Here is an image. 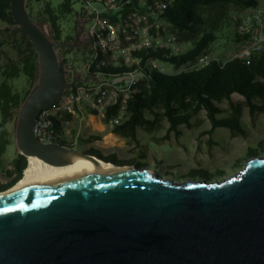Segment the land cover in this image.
Instances as JSON below:
<instances>
[{
	"label": "water",
	"instance_id": "obj_1",
	"mask_svg": "<svg viewBox=\"0 0 264 264\" xmlns=\"http://www.w3.org/2000/svg\"><path fill=\"white\" fill-rule=\"evenodd\" d=\"M9 5L39 66L16 112L14 139L26 166L28 156L54 166L84 157L121 169L89 170L0 198V264H264V153L229 177L180 182L41 142L34 134L38 112L87 76L68 80L54 49L68 44L47 38L25 0Z\"/></svg>",
	"mask_w": 264,
	"mask_h": 264
},
{
	"label": "trees",
	"instance_id": "obj_2",
	"mask_svg": "<svg viewBox=\"0 0 264 264\" xmlns=\"http://www.w3.org/2000/svg\"><path fill=\"white\" fill-rule=\"evenodd\" d=\"M39 1L25 0L28 16L44 31L49 40L68 44L54 48L57 57L64 63L65 70L68 65L76 67L74 61L82 62L85 57L79 46L72 49L76 37L74 31L77 30L74 3L61 0L59 4L52 5L44 0L42 5H38ZM257 2L142 0L138 5L133 4L132 8L137 9L138 14L146 16L150 22L167 25L180 44V49L172 52L168 47L152 42L150 46L132 50V55L139 58L137 68L140 76L127 89L128 96L122 100L120 92L116 101L105 106L101 117L108 130L124 140L127 154L139 149L141 156L146 157L148 144L141 140L140 133L148 134L153 140H156L154 134L162 130H165L164 136L170 132L177 136L180 134V125L190 126L192 120H197L201 112H204L208 122L207 129L202 130V133H207L209 137L216 127H226L234 135H247L242 118L244 107L248 110L250 121H254L259 113L264 112V50L252 54L248 62L236 57L224 61L210 58L204 65L177 73L161 71L148 61L156 59L175 67L197 63L200 55L208 52L209 43L215 38L211 30H201L202 25L209 23L203 9L217 7L222 12L230 4L242 9ZM160 3L164 6L158 5ZM132 8L129 4L111 14L110 19L113 22H122ZM233 38L238 42L239 36L236 33ZM186 42L189 45L182 47L181 44ZM71 51H77L79 56L70 60ZM135 67L136 64L128 67L108 62L101 71L104 75L113 77L125 74ZM38 73V57L31 39L14 22L9 0H0V176L6 178L5 182H0V190L10 187L20 179L26 167V157L19 152L9 168L3 165L1 157L9 142L7 123L13 117L17 118L16 112L35 84ZM21 74L28 84L23 92L15 90L10 83ZM119 84L124 85L123 82ZM232 94L239 95L242 100H234ZM222 102L228 104L229 110L226 113L222 109ZM209 142H212L211 138ZM68 146L74 148L73 145ZM87 152L120 165L133 164L139 167L131 158H118L115 154L104 155L100 150ZM254 154L251 151L247 156Z\"/></svg>",
	"mask_w": 264,
	"mask_h": 264
},
{
	"label": "built area",
	"instance_id": "obj_3",
	"mask_svg": "<svg viewBox=\"0 0 264 264\" xmlns=\"http://www.w3.org/2000/svg\"><path fill=\"white\" fill-rule=\"evenodd\" d=\"M70 1L74 5H80L79 10H74V13L77 29L82 30L83 40L79 46L85 58L80 67L68 65L65 70L66 77L68 80H72L75 75H80L81 78L87 76V78L76 80L72 86L63 91L56 102L42 108L34 124V134L38 140L44 143H60L67 147L76 143L77 137L70 133L71 124L76 117H83L86 113L83 108L84 103L90 107L87 114H95L101 118L105 106L116 101L120 92L122 100L128 96L127 89L140 76L137 68L139 58L132 55V50L150 46L152 42L168 47L162 42L151 40L149 36L152 33L151 28L159 27V22H151L149 27L141 26L140 19L147 17L139 15L137 9L132 6L134 3L138 5L142 0ZM129 4L132 9L122 22H113L110 19L111 14ZM158 5L164 6L163 3ZM233 19L239 40L232 57L245 59L248 62L252 54L264 50V0L240 9ZM209 60L210 57L203 54L197 63L204 65ZM108 62L124 64L128 67L136 64V67L125 74L117 75L118 77H110L101 71ZM148 63L164 71L158 60L150 59ZM121 82L124 85H120Z\"/></svg>",
	"mask_w": 264,
	"mask_h": 264
},
{
	"label": "rangeland",
	"instance_id": "obj_4",
	"mask_svg": "<svg viewBox=\"0 0 264 264\" xmlns=\"http://www.w3.org/2000/svg\"><path fill=\"white\" fill-rule=\"evenodd\" d=\"M52 5H57L61 0H47ZM258 2L260 0H257ZM44 0H40L38 5H42ZM80 5L75 4L74 9L79 10ZM235 5L230 4L228 8H223L222 12L217 7H206L203 13L208 18L209 23L201 26V30H211L215 38L209 43V50L206 53L210 58H216L224 61L233 56L238 43L234 40L236 32V23L234 16L239 11ZM150 21L147 18H141L140 24L143 27H149ZM68 29V25L66 24ZM152 33L149 35L151 40L162 42L168 45V48L174 52L179 48V43L172 37L175 35L164 23H160V27H152ZM149 31V32H151ZM82 40H79V45ZM188 42L182 43V47H187ZM80 47V46H79ZM180 49V48H179ZM69 59L77 58L79 54L77 51H71ZM202 56V55H200ZM160 62V65L167 72L177 73L180 71L193 69L199 66L198 63L188 65L184 64L180 67H175L172 64ZM74 66H81V60L74 61ZM118 77V76H113ZM15 90L23 92L27 87V82L23 74L10 81ZM232 98L236 101L242 100L237 94H232ZM222 109L226 113L229 108L226 102H222ZM84 112L87 113L88 104L83 105ZM243 120L245 121L246 136L234 135L226 127H216L209 137L207 133H202V130L207 129L208 122L204 112H201L197 120H192L190 126L180 125V134L175 136L172 132L165 135V130L159 131L153 137L148 134L140 133L141 140L147 141V155L141 156V151H136L127 154L125 152L118 153L117 157H127L133 160L134 164L141 168H146L152 173H156L161 178H169L175 181L185 180H200L206 179L209 181L229 177L231 174L237 172L244 164V162L251 156H247L248 152H254V155L264 153V112L259 113L254 121L249 120L248 110L244 107ZM16 117H13L7 123V130L9 134V142L1 157V162L4 166L9 168V164L18 152L16 146L14 131L16 126ZM197 124V126L195 125ZM263 136V137H262ZM212 139L210 143L209 140ZM104 141V138L102 139ZM110 143V139H106L102 148L98 147L95 142L88 144L76 143L74 148L84 151L94 152L102 150L104 155L114 152L104 148V144ZM114 143H117L115 141ZM108 149V150H107ZM106 150V152L104 151ZM118 153V154H117ZM6 178L0 176V182H5Z\"/></svg>",
	"mask_w": 264,
	"mask_h": 264
},
{
	"label": "bare ground",
	"instance_id": "obj_5",
	"mask_svg": "<svg viewBox=\"0 0 264 264\" xmlns=\"http://www.w3.org/2000/svg\"><path fill=\"white\" fill-rule=\"evenodd\" d=\"M121 167L104 162L103 160H91L88 158H77L68 166L50 165L36 156H28V164L23 170L22 177L10 188L0 191V198L7 197L31 188L56 183L74 176L82 175L91 170L99 174L108 170H119Z\"/></svg>",
	"mask_w": 264,
	"mask_h": 264
},
{
	"label": "crops",
	"instance_id": "obj_6",
	"mask_svg": "<svg viewBox=\"0 0 264 264\" xmlns=\"http://www.w3.org/2000/svg\"><path fill=\"white\" fill-rule=\"evenodd\" d=\"M70 133L77 137L76 143L79 142V144H88L90 142H95V144L100 148H102L100 145H103L102 143H105L106 139L109 138L110 143L104 144V148L114 150V152L109 153V155L116 154V151L118 153H126V144L124 140L113 132L109 131L107 125L102 122L98 115L85 113L83 117H76L72 121ZM89 136H92V138H89ZM103 138L104 141H102ZM115 141H117V143H114ZM100 151L103 153L102 150ZM104 151L106 152V150Z\"/></svg>",
	"mask_w": 264,
	"mask_h": 264
},
{
	"label": "flooded vegetation",
	"instance_id": "obj_7",
	"mask_svg": "<svg viewBox=\"0 0 264 264\" xmlns=\"http://www.w3.org/2000/svg\"><path fill=\"white\" fill-rule=\"evenodd\" d=\"M75 32V39H76V41H75V45H73L74 47H72V49L74 50V49H76L78 46H79V40H83V36H82V30H76V31H74ZM18 153V152H17ZM17 155V154H16Z\"/></svg>",
	"mask_w": 264,
	"mask_h": 264
}]
</instances>
